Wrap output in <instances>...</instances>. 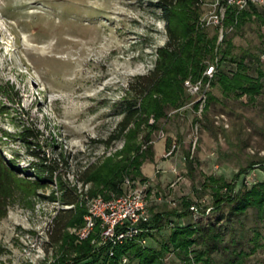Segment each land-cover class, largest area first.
Here are the masks:
<instances>
[{
	"label": "rangeland",
	"instance_id": "obj_1",
	"mask_svg": "<svg viewBox=\"0 0 264 264\" xmlns=\"http://www.w3.org/2000/svg\"><path fill=\"white\" fill-rule=\"evenodd\" d=\"M210 1L201 2L198 27ZM254 6L257 11L251 5L245 8L251 16L240 26L205 28L211 34L218 31V41L228 33L234 53L247 55L248 71L257 75V62L247 53L259 55L264 69V6ZM167 41L158 0H0V264H65L60 260L67 255L70 238L56 242L48 229L59 209L73 205L52 200L55 184H26V178L36 176L39 158L34 152L55 165L62 180L81 194L80 205L86 206L82 194L94 184L81 179L83 172L126 146L127 130L120 132L119 123L136 99L132 85L137 87L138 76L154 67L157 48ZM222 68L235 70L236 64L225 61ZM211 91L221 101L213 102L207 114L196 112L191 95L184 107L168 108L160 128L153 130V141L171 138L162 159L172 164L155 163L150 210L166 204L181 207L188 198L198 210L192 209L183 222H219L222 244L229 245L213 251V261L264 264V208L250 207L230 217L229 205L213 208L212 190L202 187L211 174L233 181L251 162L236 180V190L264 180V168L256 162L264 159V89L253 103L246 96H224L219 86ZM154 121L152 114L149 122ZM142 127L133 140L139 142L148 131ZM29 132L33 136L25 139ZM152 160L142 162L146 176ZM78 225L67 228L76 242ZM171 225L156 231L157 238L147 237L146 245L159 246ZM234 248V262L226 263ZM91 260L80 264H98ZM166 261L185 264L175 252Z\"/></svg>",
	"mask_w": 264,
	"mask_h": 264
},
{
	"label": "trees",
	"instance_id": "obj_2",
	"mask_svg": "<svg viewBox=\"0 0 264 264\" xmlns=\"http://www.w3.org/2000/svg\"><path fill=\"white\" fill-rule=\"evenodd\" d=\"M201 2L202 0H158L166 21L168 41L157 48L155 65L150 72L138 76L141 81L137 87L132 85L136 99L129 103L127 112L119 123L120 132L127 130L126 146L114 155L89 164L84 170L81 179L94 184L88 190V194L110 197L112 194L123 192L127 176L131 179L137 176H141V180L148 179L141 171V165L144 158L153 156V130L160 128L159 120L167 116L168 108L179 109L192 100L190 99L192 96L186 92L184 81L189 76L193 78L203 76L209 63L216 64L212 86H219L224 96L233 98L246 96L247 102L253 103L263 91L264 69L260 66L261 57L259 55L253 57V53H247L253 57L250 56L251 62H257V75H253L248 71L247 55L238 56L234 53V43L228 33H224L222 39L218 41V31L211 34L207 28L198 27ZM251 6L255 8L254 4ZM254 11H257L256 8ZM250 16L251 12L245 8L238 11L231 7L225 24L240 26ZM225 61L236 64V69L227 71L222 68ZM218 101H221V98L210 90L203 109L205 114L210 105ZM194 106L197 108L198 102ZM152 114L155 121L150 123L149 118ZM143 125L148 131L139 142L133 140ZM30 136H33L32 132H29L25 139ZM142 144H146V149H142ZM34 155L39 158V161L34 163L36 176L34 179L26 178V184L34 188L55 184L57 187L50 194L52 200L73 205L59 209L53 217L51 228L48 229L56 242L67 241L70 238L67 255L60 260L62 263L80 264L85 259L92 258L91 262L98 264H123L124 258H127L129 263L136 261L138 264H167L169 255L175 252L180 259L185 260V264L200 261L204 264H218L213 261L212 252L221 247L229 248V245L222 244L223 230L219 222H183L182 218L190 215L193 212L191 206L195 205L188 198L183 199L181 207H169L166 204L165 208L153 210L152 220L147 224L149 229L142 232L140 237L157 238L156 231H161L171 223L169 233L164 235L159 246L146 245L139 239H132L114 247V253L110 255L109 245L98 247L92 243L98 226L88 238L76 242L75 236L72 238L69 236L67 228L74 224L81 225L84 221L87 208L79 203L81 194L76 187L69 186L62 180L56 173L55 165L45 162V158L40 157L39 152H34ZM190 162L189 159L188 166L192 168ZM256 162L264 168V159ZM252 164L237 171L233 181H229L223 175L211 174L206 177L202 187H209L212 190L213 208L220 210L229 205L230 217L239 216L250 207L264 208V180L250 187L243 185L236 190V180ZM235 252V248L230 251L226 263L234 262Z\"/></svg>",
	"mask_w": 264,
	"mask_h": 264
},
{
	"label": "built area",
	"instance_id": "obj_3",
	"mask_svg": "<svg viewBox=\"0 0 264 264\" xmlns=\"http://www.w3.org/2000/svg\"><path fill=\"white\" fill-rule=\"evenodd\" d=\"M251 4L264 6V0H211L208 11L200 16V25L202 27H223L229 8L233 7L239 11ZM215 70L216 64L209 63L203 76L198 78L189 76L184 81L186 91L196 98L193 103L198 102L196 112L199 114L207 102ZM174 147L175 144L168 154L173 152ZM150 187L149 180L135 181L126 177L124 190L120 194L105 197L102 194L83 193L82 197L85 200L87 212L84 215L83 223L76 228L78 239L88 238L98 226L99 229L92 239V243L98 247L109 245L110 255L114 253V247L127 240L139 239L145 243L146 237H140V234L149 229L147 224L152 220L148 197ZM191 208L198 210L196 205H192Z\"/></svg>",
	"mask_w": 264,
	"mask_h": 264
},
{
	"label": "crops",
	"instance_id": "obj_4",
	"mask_svg": "<svg viewBox=\"0 0 264 264\" xmlns=\"http://www.w3.org/2000/svg\"><path fill=\"white\" fill-rule=\"evenodd\" d=\"M170 142H171V138L170 137H160L159 139L157 140H154L153 141V160L151 161V163H148L147 164V168L145 170L148 171L147 176L149 178H151V187L155 185V179H153V175L155 174V163H158V166L159 164L161 166H163L164 164L167 166V165H171L172 163L169 162V159H162L163 155H164V152L167 150V148L170 147ZM165 162V163H164ZM169 162V164H168ZM160 179H158L159 181ZM149 189V191L152 189ZM153 188V187H152ZM149 194V193H148ZM150 201V199H149ZM152 212V216H153V211Z\"/></svg>",
	"mask_w": 264,
	"mask_h": 264
}]
</instances>
